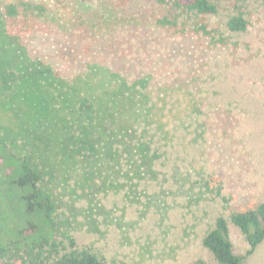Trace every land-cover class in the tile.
<instances>
[{"label":"rangeland","instance_id":"rangeland-1","mask_svg":"<svg viewBox=\"0 0 264 264\" xmlns=\"http://www.w3.org/2000/svg\"><path fill=\"white\" fill-rule=\"evenodd\" d=\"M210 1L214 39L166 32L155 0H0V74L16 75L0 92V141L43 172L79 249L215 264L202 239L216 218L264 203V0ZM237 15L246 31L226 33ZM228 228L241 264H264V241L246 255Z\"/></svg>","mask_w":264,"mask_h":264},{"label":"trees","instance_id":"trees-1","mask_svg":"<svg viewBox=\"0 0 264 264\" xmlns=\"http://www.w3.org/2000/svg\"><path fill=\"white\" fill-rule=\"evenodd\" d=\"M155 3L168 10L159 19L166 32L210 39L216 36L217 31L210 29L206 22V18L218 13L217 5L210 0H155ZM6 11L8 17L18 14L14 5L8 6ZM29 11L30 7H27L26 12ZM224 29L228 34L243 33L247 21L241 15L230 17ZM218 36L222 38V35ZM15 81L13 72H2L0 92L11 91ZM74 83L72 90L76 94L78 111L91 113L93 104ZM148 99L150 97H145ZM191 115L188 114L189 118ZM155 121L149 120L151 123ZM84 145L94 152L92 144L84 142ZM81 149L85 150L83 146ZM207 185H214L215 195L222 198V183L218 177L211 175ZM55 212L53 196L44 187L43 172L28 156L17 155L0 141V264H125L110 263L89 249H79L70 235L61 233ZM229 223L245 237L249 246L246 255L253 254L264 241V203L232 214L229 220L216 218L213 228L202 239V246L212 255L215 264H241L243 260L233 253ZM192 264L206 263L199 260Z\"/></svg>","mask_w":264,"mask_h":264}]
</instances>
